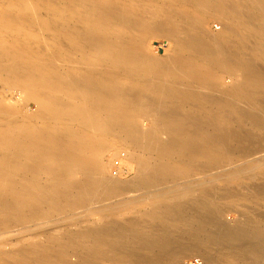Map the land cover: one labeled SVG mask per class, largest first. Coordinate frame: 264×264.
Masks as SVG:
<instances>
[{
	"label": "bare ground",
	"instance_id": "bare-ground-1",
	"mask_svg": "<svg viewBox=\"0 0 264 264\" xmlns=\"http://www.w3.org/2000/svg\"><path fill=\"white\" fill-rule=\"evenodd\" d=\"M261 58L264 0H0V264H264V212L224 218L233 179L264 168ZM208 165L231 169L192 176Z\"/></svg>",
	"mask_w": 264,
	"mask_h": 264
},
{
	"label": "rangeland",
	"instance_id": "rangeland-1",
	"mask_svg": "<svg viewBox=\"0 0 264 264\" xmlns=\"http://www.w3.org/2000/svg\"><path fill=\"white\" fill-rule=\"evenodd\" d=\"M223 26L222 22L217 20L216 18H210L207 21V30L213 33L219 32L221 30V27ZM166 39L163 37H153L148 40L146 48L147 50L157 56H161L165 54V45H167ZM160 54V55H159ZM259 62L264 65V59H260ZM230 78L227 79V84H230ZM19 95V96H18ZM5 96L8 97V99L12 102L17 101L20 98V94L17 93V95L9 94L7 91L5 93ZM19 97V98H18ZM261 98L259 99V105L264 107V96H260ZM36 108V107H34ZM147 123H146V121ZM143 119V124L147 126L149 124V121L147 118ZM145 122V123H144ZM253 132L256 134H264V131H261L259 129H253ZM133 149L122 143V142H115L113 149L110 150L106 156H105V163H107V169H109V174L114 177V179H119L117 181L119 182H125L128 181L129 179H132L131 177L135 176L136 174V166L133 161ZM260 158H264V149L263 152L260 153L259 155ZM119 161V164L117 162ZM261 161H264L262 159ZM210 162H206L205 164H209ZM233 165V164H232ZM231 168H228L226 166H218V167H211L210 165L207 166L205 169V172L198 171L197 169L194 170L192 169L191 174L195 178H200L203 177L206 180H211L218 175L224 176V175H229L228 171ZM260 173L259 178L257 179H248L247 175H249L247 172H243L240 175H238V179H233V182L231 183L233 187L236 188V191L242 194L241 197L237 198H229L226 200L227 203H229V207L226 210L225 213V220L228 221L231 224H234L239 220L240 218V211L244 209V206H250L252 209L260 210L264 212V191L259 190L258 186H264V168L260 171H258V174ZM179 185V184H178ZM176 186V188L181 189L184 187L183 184ZM173 185L172 187H174ZM181 186V187H180ZM219 186L224 187L225 186V181H219ZM259 190V191H257ZM151 206L149 203L142 204L136 211L132 210H123L117 215H113V218L118 220V221H124L125 219H129L134 217L136 214L138 215V212H144L150 209ZM138 211V212H137ZM239 211V212H238ZM110 214V213H109ZM136 215V216H137ZM100 218L99 215L92 216V220L98 221ZM149 218L147 219L148 222ZM151 220V219H150ZM153 220L148 223L152 225ZM73 227V228H72ZM70 229H77V226L75 224L72 226ZM9 234H3L0 235V253L2 251L8 252L10 248L13 247V244H8L5 242L6 236ZM75 260V257L73 258ZM129 261H126V264H130ZM106 264H112L111 262H106ZM183 264H204L203 262V256L200 254H190L187 255L183 259Z\"/></svg>",
	"mask_w": 264,
	"mask_h": 264
},
{
	"label": "built area",
	"instance_id": "built-area-1",
	"mask_svg": "<svg viewBox=\"0 0 264 264\" xmlns=\"http://www.w3.org/2000/svg\"><path fill=\"white\" fill-rule=\"evenodd\" d=\"M117 164H119V161L117 162Z\"/></svg>",
	"mask_w": 264,
	"mask_h": 264
}]
</instances>
